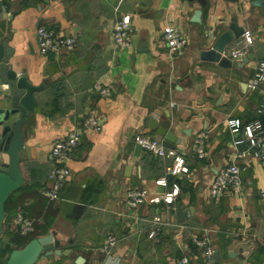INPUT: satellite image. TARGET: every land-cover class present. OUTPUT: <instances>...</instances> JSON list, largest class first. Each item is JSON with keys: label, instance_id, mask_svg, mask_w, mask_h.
Instances as JSON below:
<instances>
[{"label": "crops", "instance_id": "1", "mask_svg": "<svg viewBox=\"0 0 264 264\" xmlns=\"http://www.w3.org/2000/svg\"><path fill=\"white\" fill-rule=\"evenodd\" d=\"M1 1L13 51L9 63L18 78L36 89L34 124L20 163L24 182L5 210L3 225L8 233L14 232L12 221L22 212L34 221L32 238L55 232L63 249L74 254L36 264H76V257L82 264H180L186 248L191 250L188 264L264 260V201L259 194L264 189V164L252 156L238 160L241 172L248 171L240 177V190H228L219 200L208 194L214 177L233 161V141L242 136V129L231 134L228 121L238 120L242 127L264 122V114L257 112L264 105V83L254 91L248 88L250 71L264 59V0ZM123 16L131 20L132 46L120 50L114 47L112 27ZM233 18L250 35L248 55L254 59L240 69L200 62L198 53L208 49ZM39 26L73 36L74 48L57 57H41L35 37ZM167 26L180 29L187 38L180 54L167 50L162 37ZM207 29L216 37L205 38ZM242 41L241 37L229 49ZM97 85L111 86L110 95L98 94ZM52 91L53 97L59 96L55 106L62 112L48 116L44 106L50 104ZM88 117L99 120L101 131L84 132L61 200L51 203L44 195L47 173L54 165L51 147ZM151 118L181 142L174 152L184 159L186 174L166 175L170 161L143 150V158L134 156L135 135L160 138L147 128ZM200 134L208 138L205 155L198 159L194 140ZM163 178L165 187L157 184ZM174 184L177 195L165 204L163 198ZM133 188L148 192L137 210L126 203V193ZM152 198L160 202L149 204ZM176 206L182 209L183 223L176 221ZM197 232H207L216 260L207 262L193 244ZM108 234L119 243L106 255L101 247Z\"/></svg>", "mask_w": 264, "mask_h": 264}, {"label": "built area", "instance_id": "2", "mask_svg": "<svg viewBox=\"0 0 264 264\" xmlns=\"http://www.w3.org/2000/svg\"><path fill=\"white\" fill-rule=\"evenodd\" d=\"M248 1V0H244ZM132 26L129 16H123L113 22L112 27V41L114 47L120 50L129 49L132 46ZM205 38L213 39L216 33L213 29H207L204 33ZM37 53L41 57H57L63 52L71 51L75 46V38L69 35L56 34L50 29L43 26L36 28L35 32ZM163 40L166 44L167 50L170 54H180L187 46V38L180 31V29L167 26L162 32ZM243 41L236 44L235 47L229 49L224 56L228 57L233 62H239L244 59L252 46V39L250 35L245 32L242 36ZM264 83V59L256 63L254 75L250 79L248 88L254 91L260 84ZM95 91L101 96H108L112 91L109 85L95 86ZM264 114V109L257 111ZM231 134H239L242 129V136L233 141V161L232 163L221 170L213 179L209 186L208 194L212 200H219L228 190L238 192L240 190L241 179L237 161L245 159L249 156L258 158L261 164H264V124L259 120L250 122L242 127L240 121H228ZM93 131L100 132L101 125L97 118H86L79 127H75L64 138H61L53 143L51 147V157L54 165L49 169L46 178V187L44 195L47 201L51 203L59 202L61 200V190L64 184L69 180L70 169L69 164L81 142L84 132ZM207 135L200 134L194 140L195 155L201 159L205 155L207 145ZM134 143L139 145L141 149L150 156L157 159L169 160L170 164L165 168V174L168 176L177 177L181 174L187 173L184 159L176 157L175 152L166 149L162 146L160 138L150 137L146 134H138L134 136ZM246 145L244 150L237 149L238 147ZM159 186L165 187L167 185L166 179L163 178L157 182ZM177 185H172V191L165 195L163 202L170 205L173 198L177 195ZM260 197L264 201V189H261ZM148 192L142 188H133L126 193V203L132 210H137L140 206L144 205L147 201ZM149 204H158L160 198H152ZM34 221L24 215L22 212L18 213L12 221V229L19 235L26 236L32 234L34 230ZM156 231L149 234V238L156 235ZM193 244L202 250V254L207 262L213 261L214 250L211 248L210 240L207 232L194 234L192 239ZM119 239L114 234H108L105 237L101 251L106 255L118 245ZM188 253L180 260V264H188L189 250L185 249ZM259 264H264L262 261Z\"/></svg>", "mask_w": 264, "mask_h": 264}, {"label": "water", "instance_id": "3", "mask_svg": "<svg viewBox=\"0 0 264 264\" xmlns=\"http://www.w3.org/2000/svg\"><path fill=\"white\" fill-rule=\"evenodd\" d=\"M258 2L255 5H258ZM6 18V8L0 0V237L5 219L4 205L24 182L20 163L25 161L24 143L29 138V130L34 124L35 102L32 97L36 92L35 88L26 85L23 77H17L9 63L13 51L8 47L11 36L7 34ZM244 33V29L238 26L237 19H231L227 30L221 33L208 49L198 53V60L214 63L225 69L242 68L248 60L254 59L252 55H248L241 62H232L224 54ZM204 45H207V42ZM253 75L254 70H251L249 78L252 79ZM243 87L246 88L247 85ZM147 128L161 138L162 146L168 150L175 151L181 143L173 132L160 127L152 118L147 121ZM141 151V147L136 145L134 156L143 158ZM247 174L248 171H243L240 177L243 178ZM175 217L178 223L184 222L180 206L175 207ZM55 235V232H51L12 250L5 264H36L39 260L52 256L74 257L70 249H63ZM216 258L217 254L214 253L213 260ZM82 261L80 257L75 258L76 264H82Z\"/></svg>", "mask_w": 264, "mask_h": 264}, {"label": "trees", "instance_id": "4", "mask_svg": "<svg viewBox=\"0 0 264 264\" xmlns=\"http://www.w3.org/2000/svg\"><path fill=\"white\" fill-rule=\"evenodd\" d=\"M53 91H56V90H53ZM53 91L51 93L52 95H51V99H50V101H51L50 104L49 105L47 104V105L44 106L45 107L44 111L46 112V114L48 116H51L54 113H58V112L61 113L62 112L61 110L56 109V106H55L56 103L55 102L57 100V97H59V96L54 95L55 97H53ZM259 108L260 109H264V105H260ZM260 109H258V110H260ZM258 115H260V114H258ZM259 121L264 124V122L262 120H259ZM18 191H16V192H18ZM16 192H14V193H16ZM8 201H9V199L6 201V203L4 205V213H5L6 204L8 203ZM11 235H12L11 239H9L8 242H6L3 246L0 247V264H5L6 263V261L8 259V256L10 255L12 250L21 248L27 242H29L30 240L34 239V238L31 237V234L30 235H26V236H22V235H19L18 233L13 232ZM262 261H264V260H262Z\"/></svg>", "mask_w": 264, "mask_h": 264}, {"label": "rangeland", "instance_id": "5", "mask_svg": "<svg viewBox=\"0 0 264 264\" xmlns=\"http://www.w3.org/2000/svg\"><path fill=\"white\" fill-rule=\"evenodd\" d=\"M20 192L18 191V192H16V193H14L13 195H11L8 199H9V201H8V203L6 204V212H8L9 211V205H10V202H12V200H14V198L19 194ZM13 232H11V233H8L7 231H6V227H5V225H3V232H2V234H1V237H0V247L1 246H3L6 242H8L9 241V239H11V237H12V234Z\"/></svg>", "mask_w": 264, "mask_h": 264}]
</instances>
